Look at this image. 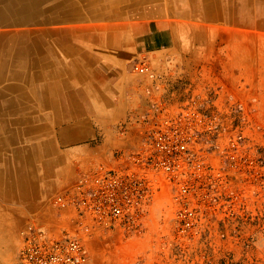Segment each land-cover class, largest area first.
Returning <instances> with one entry per match:
<instances>
[{
    "label": "crops",
    "instance_id": "0c3cea01",
    "mask_svg": "<svg viewBox=\"0 0 264 264\" xmlns=\"http://www.w3.org/2000/svg\"><path fill=\"white\" fill-rule=\"evenodd\" d=\"M191 1L34 0L40 14L32 25L34 68L24 72L34 82L13 80L9 70L0 71V101L16 105V112L8 115L4 108L0 118V264H9V220L19 217L25 203L73 183L81 171L108 159L114 148L130 144L134 129L125 127L121 136L116 125L143 111L151 90L147 77L131 71L136 58L145 56L170 83L201 86L213 79L219 92L234 95L245 84L247 92L254 87L263 100L264 0L240 1L236 7L223 0H196L199 8L185 4ZM5 2L0 0V11ZM47 10L50 17L44 19ZM171 11L175 21L167 18ZM0 24V30L8 28L6 22ZM233 27L240 32L233 33ZM202 52L214 56L215 69H207L213 68L216 76L197 69ZM9 57L0 53V62ZM15 131L16 140L9 141Z\"/></svg>",
    "mask_w": 264,
    "mask_h": 264
},
{
    "label": "built area",
    "instance_id": "2783aa9c",
    "mask_svg": "<svg viewBox=\"0 0 264 264\" xmlns=\"http://www.w3.org/2000/svg\"><path fill=\"white\" fill-rule=\"evenodd\" d=\"M131 71L151 85L148 107L131 117L135 145L81 171L53 196L64 225L59 233L34 220L20 227L18 264H90L85 238L140 232L161 201L170 207L172 239L195 245L213 230L204 225L206 209L221 200L244 206L253 195L261 197L263 165L245 142V105L227 101L233 117L226 124L215 108L216 88L170 83L144 56L133 61ZM222 139L225 164L208 156Z\"/></svg>",
    "mask_w": 264,
    "mask_h": 264
},
{
    "label": "rangeland",
    "instance_id": "374dc122",
    "mask_svg": "<svg viewBox=\"0 0 264 264\" xmlns=\"http://www.w3.org/2000/svg\"><path fill=\"white\" fill-rule=\"evenodd\" d=\"M167 15H169L168 19L175 21V14L173 15L172 11ZM221 28L224 29L223 26L217 27L220 30ZM233 29H235L233 33L240 32L239 27H233ZM220 30L218 33H221ZM234 49H240V47L237 46ZM214 62L215 58L211 53L202 52L201 64L197 65V69L199 70L200 67L206 70L207 66L213 67ZM213 68L207 69L209 73L205 71L207 75L209 74L208 77L216 76L217 72ZM199 71L195 73L196 76L200 75ZM209 81L196 89L207 87L211 88L210 90L214 88L217 91L220 90L212 85L213 79ZM245 87V84L242 88L239 87L240 89L235 93L237 97L226 89L221 90L215 102V108L220 109L222 120L228 124L233 114L230 112L227 101L235 99L246 106L249 119L244 127L245 142L255 157L261 159L263 165L261 197L257 199L256 195H253L243 203L244 206L241 204L238 206L237 202L232 204L229 201H217L211 208L205 210L204 225L213 230L203 234L195 245L176 244L171 233L173 222L170 207L164 201L155 203L140 232L111 231L99 237L85 238L83 243L89 255L90 264H264V91L261 94L263 100H259L254 87H251L248 92ZM240 94L244 97L243 100L238 99ZM146 108L138 114H132L131 117L141 115ZM131 117L116 125V131L121 136L127 130L125 127L134 129L130 144L114 148L109 158L101 162H108L117 151L132 148L135 145L137 129L135 125L130 124ZM224 151L223 139L218 140L214 153H209L208 156L225 164ZM71 184L63 185L58 191L42 196L37 202L25 203L19 217L10 218L5 253L9 264H18V231L27 221H37L47 228L55 229L58 233L63 230V221L57 217L51 199Z\"/></svg>",
    "mask_w": 264,
    "mask_h": 264
},
{
    "label": "bare ground",
    "instance_id": "6f19581e",
    "mask_svg": "<svg viewBox=\"0 0 264 264\" xmlns=\"http://www.w3.org/2000/svg\"><path fill=\"white\" fill-rule=\"evenodd\" d=\"M18 0H8V2H5V5L1 8L2 10L0 11V22H6L7 25L4 27H8V28H4L0 30V53L3 57H6L7 55H9L10 57L8 58V60H6L5 58L0 62V71H4V70H9L8 72V76L9 78H12L13 80H23L24 82H32L33 79L31 77H28L29 75H27V73H24L26 71L31 70L34 68V61H33V53H34V31L33 30V22L35 19H37L40 14L39 11L35 9V2L34 0H24L22 3H16ZM205 1V0H202ZM202 1L200 2V4L202 5ZM226 2H229L230 4H232V7H236V5L240 4L241 2H246L248 0H223ZM241 1V2H240ZM198 1L195 0V2H189V3H185V4H189V5H193L194 3H196V7H198ZM207 2V1H206ZM222 2V1H221ZM135 3V1H134ZM3 4V3H1ZM124 4V3H123ZM76 5V4H75ZM101 5V4H100ZM105 5V4H103ZM188 5V6H189ZM195 5V4H194ZM217 5V2H216ZM81 6V4H80ZM79 6V7H80ZM119 6V5H118ZM124 6V5H122ZM128 6V5H127ZM190 6V7H191ZM74 7V6H72ZM113 7V6H112ZM171 7V6H170ZM193 7V6H192ZM203 7V6H202ZM204 8V7H203ZM229 8V7H228ZM95 9V7H94ZM103 9V8H102ZM135 9V8H134ZM234 9V8H233ZM68 10V9H67ZM90 10V9H89ZM195 10V9H194ZM227 10V9H226ZM230 10V9H229ZM50 11V10H49ZM49 11H45L43 13V18L44 19H48L50 17V15H48L47 13H49ZM76 11V10H75ZM85 11V10H84ZM102 11V10H101ZM94 12V11H93ZM207 12V11H206ZM92 13V12H91ZM211 13H215L214 11H211ZM61 13H59L60 15ZM114 14V13H113ZM91 15V14H90ZM216 15V14H215ZM219 15V14H218ZM222 15V14H221ZM104 16V15H103ZM206 16H208V14H206ZM83 17V16H82ZM87 17V16H86ZM218 17V16H217ZM222 17V16H221ZM94 18V17H93ZM102 18V17H101ZM233 21L236 22L237 19L235 17H232ZM63 19V18H62ZM66 20V18H64ZM116 19V18H115ZM219 19V18H218ZM217 19V20H218ZM224 20H226L224 18ZM232 20V19H231ZM230 20V22H231ZM203 21V20H202ZM222 21V20H220ZM229 21V20H228ZM42 22V21H41ZM64 22V21H63ZM61 22V23H63ZM68 22V21H67ZM77 22V21H76ZM212 22V21H211ZM223 22V21H222ZM229 22V23H230ZM104 23V22H103ZM108 23V22H107ZM2 24V23H1ZM0 24V25H1ZM35 24V23H34ZM38 24V23H37ZM233 24V23H232ZM18 25V26H17ZM20 25V26H19ZM40 25V24H39ZM112 25V24H111ZM115 25V24H114ZM231 25V24H230ZM237 25V24H236ZM65 26V25H64ZM77 26V25H76ZM100 26V25H99ZM234 26V25H233ZM56 27V26H55ZM75 27V26H74ZM70 28V27H69ZM88 28V27H87ZM92 28V27H91ZM117 28V27H116ZM201 28V27H200ZM244 28V26L242 27ZM246 29V28H244ZM95 30V29H94ZM235 30V29H234ZM103 31V30H102ZM238 31V30H237ZM79 33V32H78ZM107 33V32H106ZM36 34V33H35ZM203 34V32H202ZM200 35V34H199ZM242 35V34H241ZM231 36V35H230ZM234 37V36H233ZM56 38V37H55ZM69 38V37H68ZM96 38V37H95ZM229 38V37H228ZM227 38V39H228ZM240 38V37H239ZM52 39V38H51ZM230 39V38H229ZM228 39V40H229ZM86 40V39H85ZM96 40V39H94ZM47 41V40H46ZM82 41V40H81ZM44 42V41H43ZM109 42V41H108ZM229 42V41H226ZM239 42V41H238ZM47 43V42H46ZM82 43V42H81ZM235 43V42H233ZM92 44V43H91ZM230 44V43H229ZM237 44V43H236ZM235 44V45H236ZM78 45V44H77ZM234 45V46H235ZM242 46V45H241ZM68 47V45H67ZM237 47V46H236ZM70 48V47H69ZM241 48V47H240ZM42 49L39 50V52ZM44 50V49H43ZM69 50V49H68ZM75 51V50H74ZM7 54V55H6ZM45 55V54H44ZM59 55V53H58ZM68 55V54H67ZM40 57V56H39ZM45 57V56H43ZM44 59V58H43ZM49 61V60H48ZM44 64V63H43ZM50 66V65H49ZM64 66V65H63ZM18 67L19 71L22 72H11V69L15 70L14 68ZM39 67V66H38ZM42 67V66H41ZM53 67V66H52ZM48 68V67H47ZM33 71V70H32ZM31 71V73H32ZM40 71V70H39ZM38 71V72H39ZM66 71V70H65ZM36 73V71H35ZM41 74V73H40ZM2 75V74H1ZM33 75V74H32ZM50 75V74H49ZM41 76V75H40ZM40 76H38V78H40ZM53 76V75H52ZM4 76H0V80L1 78H3ZM58 77V76H57ZM36 78V77H35ZM52 79H54L52 77ZM59 79V78H58ZM62 79V78H60ZM39 80V79H38ZM37 80V81H38ZM67 80V79H66ZM36 81V82H37ZM57 81V80H56ZM60 81V80H59ZM19 82V81H18ZM34 82V81H33ZM58 82V81H57ZM63 84V83H62ZM26 86V85H25ZM41 87V86H40ZM47 87V86H46ZM37 88V87H36ZM11 92H15L17 93L18 91L11 88ZM48 90V89H47ZM42 93V92H41ZM43 94V93H42ZM4 95L1 94L0 92V99L3 97ZM44 96V95H42ZM48 96V95H47ZM43 98V97H42ZM9 100V99H8ZM16 101V100H15ZM36 101V100H35ZM42 102V101H41ZM42 104V103H41ZM31 105V104H30ZM16 106V105H15ZM12 102L10 101L9 103L7 102L6 104L1 103L0 101V118L2 116V114L4 113L5 115V111L8 112V115L13 114L14 112H16V107H15ZM28 107V106H27ZM4 108L5 111L3 110ZM23 108V107H22ZM32 108V107H31ZM18 109V108H17ZM23 110V109H22ZM25 110V109H24ZM22 112V111H21ZM26 116V115H25ZM16 118V117H15ZM18 118V117H17ZM20 118V117H19ZM32 118V117H31ZM25 120V119H24ZM27 120V119H26ZM1 125H4V122H1ZM21 124V123H20ZM27 124V123H26ZM8 125V124H7ZM5 128H7V126H4ZM3 127V128H4ZM18 127V126H17ZM16 127V128H17ZM2 128V127H1ZM0 128V130H1ZM13 131V128H11ZM19 129V128H18ZM6 130V129H5ZM18 131V130H16ZM12 133L9 134V136L11 138H9V141H14L16 140L17 134ZM21 131V130H20ZM7 132V131H6ZM19 132V131H18ZM2 133V132H1ZM31 133V132H30ZM0 145H1V141H0ZM2 158V156H1ZM21 160V159H20ZM23 162V161H22ZM21 162V163H22ZM16 181V180H15ZM30 185V184H29ZM10 188V185H9Z\"/></svg>",
    "mask_w": 264,
    "mask_h": 264
}]
</instances>
